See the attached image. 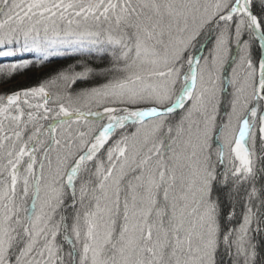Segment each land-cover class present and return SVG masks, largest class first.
Wrapping results in <instances>:
<instances>
[{
  "label": "snow or ice",
  "instance_id": "6c2138e0",
  "mask_svg": "<svg viewBox=\"0 0 264 264\" xmlns=\"http://www.w3.org/2000/svg\"><path fill=\"white\" fill-rule=\"evenodd\" d=\"M53 56L0 93V264H264V0H0V83Z\"/></svg>",
  "mask_w": 264,
  "mask_h": 264
},
{
  "label": "trees",
  "instance_id": "16d2710c",
  "mask_svg": "<svg viewBox=\"0 0 264 264\" xmlns=\"http://www.w3.org/2000/svg\"><path fill=\"white\" fill-rule=\"evenodd\" d=\"M15 59L16 58L13 57L12 59L10 60L7 59V61L4 62L9 63L10 61H14ZM74 62H75L74 57L58 56L57 58H51V62L46 64L45 66H37L33 68L31 71L25 72L23 74H18L11 81L9 82L7 81L6 83H0V85H3L6 89L7 88L11 89L10 84L15 79L17 86H14L13 88L34 86L35 83L39 82L43 77L47 78L49 75L53 74L55 70L66 68L69 64H72ZM253 236H254L253 242L257 243L258 245L262 240H264V233H261L259 235L253 233Z\"/></svg>",
  "mask_w": 264,
  "mask_h": 264
},
{
  "label": "rangeland",
  "instance_id": "374dc122",
  "mask_svg": "<svg viewBox=\"0 0 264 264\" xmlns=\"http://www.w3.org/2000/svg\"><path fill=\"white\" fill-rule=\"evenodd\" d=\"M58 56H53L52 58H57ZM7 59L8 60H10V59H12V58H0V62H2V63H4V64H7V63H5L4 61H7ZM46 77H43L41 80H43V79H45ZM17 79V78H16ZM12 80V79H11ZM11 80H8V82L9 81H11ZM40 80V81H41ZM39 81V82H40ZM14 82V83H13ZM11 84H10V87H11V89H9V88H5L3 85H0V93H5V92H8L9 90H15V89H18V88H13L14 86H17L16 84V82H15V79H14V81H13ZM39 82H37V83H35V85H37ZM15 84V85H14ZM81 86H83V85H81ZM28 87H31V86H28ZM21 88V87H20Z\"/></svg>",
  "mask_w": 264,
  "mask_h": 264
}]
</instances>
